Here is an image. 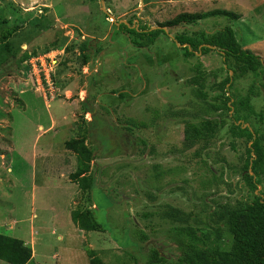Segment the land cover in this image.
Segmentation results:
<instances>
[{"label":"rangeland","instance_id":"374dc122","mask_svg":"<svg viewBox=\"0 0 264 264\" xmlns=\"http://www.w3.org/2000/svg\"><path fill=\"white\" fill-rule=\"evenodd\" d=\"M103 8L152 28L182 13L226 9L240 17L166 27L155 44L137 48ZM16 25L11 51L0 43V233L34 250L28 264H91L92 251L102 264H147L150 244L167 245L165 230L187 226L209 246L230 249L225 211L254 197L242 176L252 142L231 134L233 109L210 106L222 105V86L232 77L226 89L233 84L231 92L245 96L253 87L252 103L264 113V0H0V35ZM225 26L262 62L215 49L185 58L175 39ZM84 40L101 48L92 49L88 65L79 51ZM36 54L49 56L45 72L56 81L55 99L32 71ZM198 66L205 100L191 82ZM84 103L93 111L85 113ZM130 120L144 125L128 129ZM206 120L224 126L207 144L189 147L186 124ZM246 125L264 147V120L252 117ZM80 127L90 130L96 157L90 199L70 180L77 155L65 146ZM79 207L92 209L102 229L80 230L71 219ZM171 207L180 220L163 217Z\"/></svg>","mask_w":264,"mask_h":264},{"label":"trees","instance_id":"16d2710c","mask_svg":"<svg viewBox=\"0 0 264 264\" xmlns=\"http://www.w3.org/2000/svg\"><path fill=\"white\" fill-rule=\"evenodd\" d=\"M213 16L230 19H238L240 17L235 12L226 9H216L204 13H182L160 26L167 27L169 31L171 28L195 24L200 20ZM105 18L108 19L109 17L105 16ZM135 19L136 16H133L126 20V24H121L119 27L115 24L114 27L118 33L126 35L137 48H147L155 44L161 35L160 33H165L162 29L150 30L152 27L141 25L140 20L139 25L136 26V23H134ZM20 28L21 26L16 25L2 30L0 43L4 50L11 51L10 39L18 33ZM236 36V32L232 27L225 26L212 34L205 32L191 36L181 34L175 36V39L177 43L184 45L183 49L187 50L185 58L197 57V52L203 54L210 52L212 48L209 46H212L215 47V50L234 58H250L251 60L262 62L261 58L255 53L250 50H243ZM79 48L85 65L90 62L92 49H95L96 52L101 50V48L96 49L95 44H90L86 40L80 43ZM196 70L197 73L191 82L198 87L199 96L205 100L206 93L201 84V80L204 77L200 73V66ZM231 81L232 77H228L222 86L224 91L222 105H211L210 108L216 111L233 109L235 122L230 127L231 134L237 137H245L249 142H252L248 148V157L243 167L242 176L249 189L254 192L252 201L244 207L225 211V231L232 235V245L230 249L209 246L205 238L198 234V228L194 226L175 227L165 230L169 242L167 245L160 244V246L158 244H150L149 234L141 232L140 239L143 242L147 241L150 244V250H152H149L152 254L148 262H146L147 264H264V191L261 194L256 193L264 178V147L261 143L262 137H258V132L251 130L250 126L244 127L252 117H259L264 120V113L257 112L252 103L253 87L245 96L236 95L231 92L234 87L233 84L230 89H226L227 83ZM231 100H233L232 105H229ZM83 106L85 113L93 111L88 106H85V103ZM140 125L143 126L144 124L130 120L128 129ZM223 126V120L219 124L212 120H206L201 123L189 122L185 127V140L188 142L189 147L204 142L207 144ZM89 134L90 130L81 129L80 127L79 137L67 141L65 146L77 155V168L70 175V180L78 185L81 195L87 194L90 199V190L94 183L91 167L96 157L93 148L88 144ZM210 171L212 172V170ZM179 214V209L171 207L169 211L163 213V217L172 218V221L180 220L175 218ZM151 215L152 213H149L146 216L150 217ZM71 219L83 231L91 232L102 229V225L96 220L94 211L89 208L82 209L79 207L73 210ZM88 254L91 264H102L94 251ZM32 258L33 249L23 240L0 233V260L9 264H28Z\"/></svg>","mask_w":264,"mask_h":264},{"label":"built area","instance_id":"2783aa9c","mask_svg":"<svg viewBox=\"0 0 264 264\" xmlns=\"http://www.w3.org/2000/svg\"><path fill=\"white\" fill-rule=\"evenodd\" d=\"M41 55L32 57L30 59L29 63L32 66L33 73H35L37 71L38 74H40V76H41V77H39L41 80L40 85L43 82L44 85L47 87L45 89L46 93L48 92L50 94L49 96H51L52 98L55 99L57 97V96L56 97L54 96L56 93L55 87H57L56 81L54 80L53 76L52 77L50 76L51 75L50 72L49 73L45 72V61L46 60L50 61L49 56H48V54H44L43 56H41ZM51 59H52V63L56 64L55 63L56 60L54 58H51ZM51 71H52V69H51Z\"/></svg>","mask_w":264,"mask_h":264},{"label":"water","instance_id":"95a60500","mask_svg":"<svg viewBox=\"0 0 264 264\" xmlns=\"http://www.w3.org/2000/svg\"><path fill=\"white\" fill-rule=\"evenodd\" d=\"M103 10H104V12H105L107 15H109V16L112 18L113 21L116 20V17L113 16L109 11H107L106 8H103ZM121 22L126 23L125 21H121ZM118 24H119V23H118ZM156 29H162V30H164V31H167V28H166V27H153V28H152V30H156ZM177 44H178V43H177ZM209 47H211L212 49H215V47H212V46H209ZM245 126H248V125H245ZM250 173L253 174L252 171H250ZM258 189H260V186H259Z\"/></svg>","mask_w":264,"mask_h":264},{"label":"crops","instance_id":"0c3cea01","mask_svg":"<svg viewBox=\"0 0 264 264\" xmlns=\"http://www.w3.org/2000/svg\"><path fill=\"white\" fill-rule=\"evenodd\" d=\"M194 1H196L197 3L198 2H201V3H205L206 4V1H207V3H209V2H211V1H213V2H217V0H194ZM251 11L254 13V9H251ZM244 13H248L247 15H249V12H247V11H244ZM56 223H58V220H57V218H56ZM34 250H33V258H34ZM32 258V259H33Z\"/></svg>","mask_w":264,"mask_h":264},{"label":"flooded vegetation","instance_id":"af4514ba","mask_svg":"<svg viewBox=\"0 0 264 264\" xmlns=\"http://www.w3.org/2000/svg\"><path fill=\"white\" fill-rule=\"evenodd\" d=\"M106 10H107V9H106ZM107 11H108V10H107ZM105 14H106V13H105ZM106 16L109 17V15H107V14H106ZM108 19H109V18H108ZM136 19H137V17H136ZM136 19L134 20V23H138V24H136V26H137V25H139V20H136ZM112 21H113V20H112ZM115 21H116V22H115ZM121 21H125V20H117V19H116V20H114L113 22H115V24L117 25V27H119L121 24H126V23H127V21H125L126 23H123V22H121ZM118 23H119V24H118ZM115 24H114V25H115Z\"/></svg>","mask_w":264,"mask_h":264},{"label":"clouds","instance_id":"9594fccd","mask_svg":"<svg viewBox=\"0 0 264 264\" xmlns=\"http://www.w3.org/2000/svg\"><path fill=\"white\" fill-rule=\"evenodd\" d=\"M109 18H110V16H109ZM81 38H84V36H82ZM50 51H52V50H50ZM38 55H40V54L34 55V56H32V57H35V56H38ZM32 57H31V58H32ZM31 58H30V59H31ZM30 59H29V61H30Z\"/></svg>","mask_w":264,"mask_h":264}]
</instances>
